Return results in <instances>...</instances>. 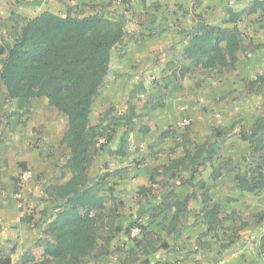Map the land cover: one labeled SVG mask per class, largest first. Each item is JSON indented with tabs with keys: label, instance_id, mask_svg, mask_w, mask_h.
Masks as SVG:
<instances>
[{
	"label": "trees",
	"instance_id": "trees-1",
	"mask_svg": "<svg viewBox=\"0 0 264 264\" xmlns=\"http://www.w3.org/2000/svg\"><path fill=\"white\" fill-rule=\"evenodd\" d=\"M263 6L264 0H254L248 8L230 12L231 18L225 19L224 22H234L243 13H254ZM197 16V22L187 33V43L182 53L191 64L182 66L179 69L180 74L191 71L207 72L222 67L234 68L237 53L245 49L241 30L237 25L209 24L204 22L200 15ZM10 19L14 21L10 32L11 40H3L0 43V54L3 56L0 60V82L5 97L10 101L15 100L18 109L26 113L30 111L33 97L44 96L49 105L66 117L67 127L61 141L68 147L69 155L63 168L71 174L62 184L44 185L43 191L47 193L49 205H45L36 222V228L46 221L44 218L49 212L57 210L45 227L39 230L40 237L36 244L42 247V255L36 257L32 252L23 253L21 264H86L98 261L108 254L107 245L119 230L118 226L112 224L119 214L116 209L114 211L111 207L107 208L106 198L101 195L108 173L92 178L88 169L98 152L110 142L114 131L111 125L115 122L114 117H108L106 124L101 120V123L91 125L89 113L99 88L106 80L111 50L125 36L124 17H109L104 13L77 17L70 13L60 15L43 10L31 18L11 12ZM243 83L246 94H260L264 90V72L244 79ZM126 108L129 112L126 117L128 124L132 117L136 116L135 105L128 103ZM112 110V106L108 107L106 113ZM6 114V111L2 112V116L7 118ZM210 126L213 140L193 143L187 132H184L180 139H175V147L182 145L183 154L170 158L166 164L153 167L150 174L151 183L166 189L169 185L167 180L175 178L179 169L188 170L192 178L198 166L206 162L212 166V179L220 176L222 169H232L231 157L218 166L212 165L217 153L218 138L228 134L232 128L224 129L216 124ZM163 134L165 133L150 145V149L162 142ZM103 135L108 142L97 146L98 137ZM240 138L249 143L251 152L261 154L263 161L249 167L244 173H235V181L239 189L259 194L264 191V114L257 117L248 127H243ZM20 164L25 166L24 163ZM159 175H163L164 179H159ZM198 185L199 188L204 187L202 181ZM151 192V185L140 186L138 199L147 198ZM172 193L164 196V208H175L170 222L171 229L183 220L190 197L186 195L178 199L173 197ZM201 193V220L207 230L199 234L198 238L208 232H213L215 236L217 231L223 228L225 219L236 217L235 211L223 216L221 203H210L207 191ZM117 204L114 200V205ZM150 214L156 216L154 213ZM263 215L264 211L259 214L258 219L261 220ZM139 217L137 213L125 231L130 236L132 227H140L141 239H138L139 235L130 237L135 240L137 249L148 252L154 248L155 243L151 242L155 233L146 230L139 222ZM25 220L29 223L32 219L27 217ZM240 227H230L233 234L227 236L229 240L226 244H221V248L230 247ZM142 238L147 240L146 243L142 244ZM198 238L196 250L205 248L206 242ZM100 239L104 243H100ZM157 245L162 248L169 246L167 242L159 239ZM5 249V246L1 248L2 251ZM259 251L264 264V232L260 236ZM223 253L220 251L219 255ZM0 264H13L9 253L0 254Z\"/></svg>",
	"mask_w": 264,
	"mask_h": 264
},
{
	"label": "crops",
	"instance_id": "crops-1",
	"mask_svg": "<svg viewBox=\"0 0 264 264\" xmlns=\"http://www.w3.org/2000/svg\"><path fill=\"white\" fill-rule=\"evenodd\" d=\"M103 1L105 0H91V2L96 5L90 7L88 4L89 0H0V9L4 7L5 10L9 11V19L11 12L14 11H18V14L22 13L21 15L24 17L31 18L38 15L43 10H49L60 15L70 13L72 16L77 17L92 13H104L109 15V17H124L125 36L123 40L116 44L111 50L109 58V70L111 71V75L107 74L104 84L99 88L98 94L92 102L89 113L91 125L95 124L91 117L94 109L97 108L100 111L111 106H115L116 108L119 105L122 109L126 108L128 103H133L135 105L145 90H147V86L152 82L154 84H163L167 87V93L164 99V95L160 93L155 94V97L152 96L155 101L159 100V103L154 102L148 105L147 102L142 105V108L135 106L136 115L144 113L145 116L154 121L153 126L144 123L142 126L138 127L143 133L138 130L133 132L137 138L143 139L142 142L136 145L135 140L132 139L133 136L129 131L125 130V134L120 141L116 142L111 140L98 152L88 169V174L92 178L102 173H108L106 176L107 184L104 185L105 189L102 190L101 195L106 198L105 204L107 208L111 207L114 211L116 209L117 214H119L112 223L118 226L119 230L115 232L107 245V249L109 250L108 254L98 261H90L86 264H232L234 260H237L239 256H243L244 254L251 255L252 259L249 264H263V258L257 242L258 235L254 233L253 224L250 222H241L240 224H242L244 228H239L235 233L236 236L233 237L234 241L231 243L230 247L225 249L221 248V244H226L229 240L227 236L233 234L232 230L229 228L231 226H226L225 222L230 221L229 223H231L232 226L237 225L236 220L238 218L242 219L241 215H239V217L236 216L234 219L228 218V220H224L223 228L220 230L223 229V236L226 235L225 238L222 237L218 240L214 238L213 232H208L201 238H198L199 234L205 233L207 230L205 223L201 220V208L203 207L202 193L200 195L199 192L201 189V192L207 191L210 197V203L220 202L223 211H227V208H225L227 206L225 201H228V205H230L231 209L239 212L241 210L240 206H243L240 205V201L244 196L247 195L248 198L254 200L251 192L247 194L246 191L236 186L233 179L234 177L230 176L228 173L230 170L222 169L220 176L216 179H212L210 172L206 170V164L210 165V163L206 162L203 165L205 171L199 173L198 170L202 165L198 166L192 178L190 177L189 171L186 170L187 174L184 177L187 178L188 181L185 183L179 181L178 177L170 178L167 180L169 181L168 188L165 189L160 187L156 190L158 194L155 199L150 198L149 195H147V198L143 197L141 200L138 199V190L140 186L151 185L153 191H155L156 184H152L150 180L153 167L158 164H166L169 161L166 155L161 154L162 145H164L165 142L167 143L166 138L169 137V135H166L168 132H165V129L168 125H171L173 121H178V115L182 116L184 114L183 117L186 116L184 112L187 111H180L178 102H176V100H180L181 97H179L176 92H172V87L177 86V88H180L179 84L184 85L185 80L195 74L191 71L181 75L179 69L184 65L189 66L191 64L190 60L185 59L182 53L187 43V33L198 20L197 15H200L206 23L227 26L225 25L227 22L225 24L220 22L224 19L231 18L230 13L227 14L225 9H223L226 3L235 2L234 5L237 8L236 11H238L243 8H248L254 0H127L126 2H116L119 5L121 4L119 10L115 9L114 6L112 7L110 4V6L107 4L108 6L103 8ZM23 2H27L28 5V7H24V13L19 10ZM107 2H109V0H107ZM247 14V16L242 18L246 23L248 19L252 18L253 20H258V17L263 18L264 21V6L263 8H258L254 13ZM255 15L258 16L255 18ZM241 16H239V18ZM237 27L242 30L243 33L245 32L239 25H237ZM254 28L255 27L252 29L254 30ZM248 34L252 36L251 32H248ZM260 36L264 37V31L259 35V38ZM0 43H2L1 39ZM244 43L243 39V44ZM258 43H260V41H258ZM241 51L237 53V61L239 57L238 54ZM1 58L2 55L0 54V60ZM252 62L250 68L252 70L258 69L259 65L254 62V59ZM224 76L227 77V75ZM250 77L254 76L251 74ZM1 84L0 82V85ZM1 89L3 92L2 95L5 96L2 85ZM191 102L192 101H188L189 104ZM37 103L43 104V107H45V105L48 106L50 110L31 111L43 117V121L45 122L43 131L45 135L51 137V130L53 127L56 131H58V129L61 131V134L58 136V139H61L67 127L66 117L49 105L47 98L44 96L33 97L31 100L32 106L36 107ZM120 107L119 110H121ZM182 108H186V105L181 107V109ZM172 111H178L176 115L173 114V119L171 118ZM2 112L3 111H0V115ZM58 116H60V121L62 123L60 125L61 127L56 124ZM0 119L3 123V116ZM157 119H162L164 123L156 124ZM114 130L116 132V129ZM160 132L165 133L163 134L162 142L154 147L155 150H153L154 148L150 149V145L155 142L153 136ZM218 144L219 143L216 142L217 153L215 158L220 154ZM240 146L242 147V145ZM243 146L251 152V148L247 141ZM228 151H230V149ZM228 151H224L226 153L225 155L230 156L232 159L233 155L230 154L231 152L227 153ZM251 153L254 154L253 152ZM215 158L213 163L216 161ZM106 161L109 162L107 163L108 166H103L101 170L97 171L95 176L91 175L90 169L95 166L101 167ZM34 163L33 160H27L25 162L27 166L35 165ZM155 163L156 165H154ZM3 165L4 155L1 153L0 179H2L5 173ZM49 169L54 171L52 166L49 167ZM35 172L34 175L37 173ZM63 174L57 176L54 181L47 184H62L68 180L71 175L66 176ZM181 176H183V174H181ZM158 178L164 179L163 175H159ZM200 181L204 183L203 188H199L198 183ZM36 189H38V186ZM13 191L14 189L12 193ZM43 193L46 197V201L49 202L47 200V193L44 191ZM167 193H172L173 197L178 199H182L186 195L190 196L187 201V210L184 212L183 220L178 222L177 226L173 229L170 228V222H172V214L175 208L173 206L164 208V204H166L164 196ZM0 195L1 198L7 196L4 191H1ZM230 197H233V201H231ZM1 198L0 241L1 238L17 237L18 235L15 233L16 231L14 228L22 225L20 222H16L19 220L17 217L15 218L16 221L14 224V219H12L13 210L10 209L11 207L5 204ZM9 198H13L12 194L9 195ZM114 200L118 203L117 206L114 205ZM160 209L163 210L159 212ZM56 210L57 209H54L49 212L45 218L46 221L40 227L36 228L38 238L40 237L39 230L44 228L47 221L53 218ZM156 212L159 213L156 214ZM192 212L196 213L194 217L191 215ZM137 213L140 215L139 222L145 229L155 233L154 239H152L151 242L155 243L154 248L148 252L137 249L135 240L125 231V228L136 217ZM150 213H154L156 216H151ZM105 227L107 228L106 225ZM141 235L138 236V239H141ZM157 236L158 238L156 239ZM197 238L206 242L205 248L196 250ZM158 239L167 242L169 246L167 248L158 247ZM98 241L104 243L101 239ZM141 241H143V244L147 240L144 241L143 239ZM8 243L9 242L3 245L2 248L5 246L7 249ZM220 251L224 253L219 255Z\"/></svg>",
	"mask_w": 264,
	"mask_h": 264
},
{
	"label": "rangeland",
	"instance_id": "rangeland-1",
	"mask_svg": "<svg viewBox=\"0 0 264 264\" xmlns=\"http://www.w3.org/2000/svg\"><path fill=\"white\" fill-rule=\"evenodd\" d=\"M117 1L118 0H109V2H107V0H105L102 3V7L106 8V6L110 4L112 7L114 6L115 9L119 10L121 4L119 5L116 3ZM88 4L90 7L96 5L95 3H92L91 0H89ZM234 4L235 2L226 3L223 9H225L227 14L236 11L237 8ZM24 7H28L27 2H23L19 10L23 11ZM8 12L9 11L5 10L4 7L0 9V39L2 41L11 40L10 32L14 26V21L8 18ZM17 12L18 11L15 13ZM24 12L25 11H23V13ZM247 15V13H243V15L238 18L239 20L234 22L230 21L226 23L224 22L225 19L220 21L221 23H226L225 25L227 26L237 24L245 31L243 33L241 30L242 35L244 36L242 37L245 42V50L238 54V61L236 62L234 68L224 67L221 68V70L216 68L210 69L207 72L193 71L195 74L191 75L192 77L187 78L184 85L179 84L180 88H177V86L172 87V92H176L177 95L181 97L180 100H176L180 111L187 112H184L186 115L185 117H183L184 114L182 116L178 115V121H173V123L168 125L165 129V131L168 132L166 135H169V137L166 138L167 143L165 142L164 145L161 144L163 146V148H161V154L166 155L168 160L183 154L182 145L175 147V139H180L179 137L184 132L188 133V136L193 143L198 144L202 143L206 139H214L211 135L212 131L210 125L216 124L220 125L224 129H232L225 136L218 138L217 143H219L218 150L220 149V154L217 155L219 157H217L218 160L215 158V163H212L213 166H218L222 163V161L230 157L225 155L226 153L224 152L229 149L230 151L227 153L231 152L230 154L234 157H232L230 163V166L233 168L230 169V172H228L230 176L234 177L237 172L244 173L249 167L255 166L256 163L263 161L261 154H252L250 150L248 151L245 149L243 144H245L246 141L240 138L241 129L243 127H248L257 117L264 114V90L260 94H246L244 91V79L250 78L251 74L255 77L256 74L264 72V37L260 36L259 38V35L264 31V21L263 18L258 17V20L250 18L246 23V21H243L242 18ZM257 16L258 15H255V18ZM253 27H255L254 30L252 29ZM248 32H251L252 36H250ZM258 41H260V43H258ZM253 59L254 62L259 65L258 69L252 70L250 68V65L253 63ZM224 75H227V77ZM1 85L0 111H6L8 114H6L7 118L3 116L4 122L0 123V154L2 153V155H4L3 167L5 168V173L2 177L3 180L0 179V193L1 191H4V193L7 194V196L0 198L3 199L5 204H8V206L11 207L10 209L13 210L12 219H14V224L16 221L15 218L17 217L19 220L16 222H20L22 225L14 228L16 231L15 233L18 235L17 237L12 236V238H1L0 250L3 245H6L7 242L9 243L7 249L3 251L1 250L0 254L9 253L12 257L13 264H21L20 259L23 253L32 252L36 257H40L42 255V247L40 245H36L39 239L38 234L36 233V222L41 216L45 205H49L46 201L42 188L44 185L54 181L57 176L63 173V175L66 176L70 175L68 170L63 168V165L69 155V150L66 144L62 142L61 139H58L61 131H59V129L56 131L52 127L51 137L45 135L43 131L45 126L43 117L38 116L37 113L34 114V112H31L50 111L48 106L45 105V107H43V104L37 103V106L33 107L31 104L30 111L22 113V110L18 109L15 100H7L6 97L2 95L3 92ZM148 86L147 90H145L143 95L135 103L136 107L142 108V105L147 102L148 105L154 102L159 103V100L155 101L154 99L155 94L157 93L164 95L163 99L166 96L167 87L163 84H154L152 82ZM152 96L154 97L152 98ZM188 101L192 102L189 104ZM184 105H186V108H182L184 109L182 110L181 107ZM112 107L114 111L112 110L108 113H106V109L108 107L100 111L97 108L94 109L91 114L92 121L95 123L94 125L101 123V120L103 124H106L108 117L112 116L114 117L115 123L112 124L111 127L116 129V132L115 130L113 131L111 140L116 142L120 141L122 136L125 134L124 131L126 130L133 136L132 139L135 140V144L139 145L143 139L137 138L133 132H136L137 130L141 132L138 127L142 126L144 123H148L153 126L154 121L145 116L143 113L132 117V121L127 124L126 117L129 114L128 109H121L120 105L116 108L115 106ZM119 107L121 110H119ZM177 113L178 111H172L171 118L173 119L174 115ZM1 117L2 114L0 115V118ZM181 117L191 118V123L185 127L179 126V122L183 119ZM158 123L164 122L162 119H157L156 124ZM56 124L57 126L62 124L60 116H58ZM162 133L163 132H160L159 134L154 135L153 140L156 141ZM240 145H242V147ZM153 150H155V148ZM26 158L30 161L33 160L35 165L27 166L25 164L27 161ZM20 163H24L25 166H22ZM107 163L109 162L106 161L101 167L95 166L90 169L91 175L95 176L97 171L101 170L103 166H108ZM154 165H156V163ZM203 165L204 164H202V167L198 170L199 173L205 171ZM51 166L54 171L49 169ZM28 167L32 171V176L23 185V202L22 206L19 207L18 201L13 197L14 191L12 193V190L15 189L17 176ZM206 170L211 173V164H206ZM34 172L36 173V176L34 175ZM262 172L264 173V165L262 167ZM181 174H183V176H181ZM186 174V169L181 168L177 172L176 177H178L179 181H183L185 183L188 181V179L184 177ZM233 179L237 186L235 178ZM106 184L107 180L104 185ZM37 186L38 189H36ZM158 189L159 187L155 186V191L151 192L149 197L155 199L158 194L156 190ZM201 190L199 191L200 195ZM246 193L249 194L250 192L246 191ZM10 194H12L14 200L13 198H9ZM251 195L254 200L248 198L247 195L241 199L240 205L243 206H240L241 210L239 212L231 209L230 205H228V201H225L227 204L225 207L227 208V211H223L222 215L225 216V214L235 211V215L238 217L241 215L243 219L238 218L236 220L237 225L241 226L240 228H244L242 224H240L243 221L253 224V231L256 235H258L257 242L259 245L260 236L264 232V215L261 220L258 219L259 214L264 211V191H261L259 194L251 192ZM230 198L231 201H233V197ZM194 214L195 212L191 213L193 217ZM27 217H31L32 219L29 223L25 220ZM226 220L228 219H225V221ZM229 222H225L226 226H232ZM220 229L217 232V235L214 236V238L218 240L222 237H226V235L223 236V229ZM251 259V255L244 254L243 256H239L237 260H234L232 264H249Z\"/></svg>",
	"mask_w": 264,
	"mask_h": 264
},
{
	"label": "built area",
	"instance_id": "built-area-1",
	"mask_svg": "<svg viewBox=\"0 0 264 264\" xmlns=\"http://www.w3.org/2000/svg\"><path fill=\"white\" fill-rule=\"evenodd\" d=\"M119 2L121 0H118ZM191 123V118L187 117V118H183L180 122H179V126L181 127H185L188 126ZM107 138L103 135V136H99L96 142L97 146H100L102 144H106ZM32 176V171L30 168L25 169L23 172H21L18 176H17V181H16V185H15V189H14V193H13V197L18 201V206L21 207L22 206V202H23V185L25 184V182H27ZM141 232V228L138 226H134L130 229V236H138Z\"/></svg>",
	"mask_w": 264,
	"mask_h": 264
},
{
	"label": "water",
	"instance_id": "water-1",
	"mask_svg": "<svg viewBox=\"0 0 264 264\" xmlns=\"http://www.w3.org/2000/svg\"><path fill=\"white\" fill-rule=\"evenodd\" d=\"M108 75H111V71L110 70L108 71Z\"/></svg>",
	"mask_w": 264,
	"mask_h": 264
}]
</instances>
